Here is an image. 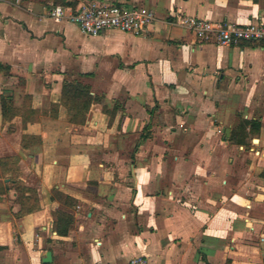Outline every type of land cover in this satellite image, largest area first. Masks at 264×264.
Wrapping results in <instances>:
<instances>
[{"label":"crops","instance_id":"0c3cea01","mask_svg":"<svg viewBox=\"0 0 264 264\" xmlns=\"http://www.w3.org/2000/svg\"><path fill=\"white\" fill-rule=\"evenodd\" d=\"M84 1L0 0V264H264V42L181 23L264 19V0H96L151 8L139 34L49 15ZM74 78L99 98L82 123Z\"/></svg>","mask_w":264,"mask_h":264},{"label":"built area","instance_id":"2783aa9c","mask_svg":"<svg viewBox=\"0 0 264 264\" xmlns=\"http://www.w3.org/2000/svg\"><path fill=\"white\" fill-rule=\"evenodd\" d=\"M49 15L68 18L80 32L92 36L108 29H119L139 34L147 31L155 20L154 11L146 6L110 4L86 0L77 7L56 5ZM181 23L203 42L235 44L241 41L264 42V19L258 18L244 24L229 21H212L195 16H184ZM128 264H147L144 256L132 257Z\"/></svg>","mask_w":264,"mask_h":264},{"label":"trees","instance_id":"16d2710c","mask_svg":"<svg viewBox=\"0 0 264 264\" xmlns=\"http://www.w3.org/2000/svg\"><path fill=\"white\" fill-rule=\"evenodd\" d=\"M4 66L0 65V69ZM6 69H9V66H5ZM99 98L96 96H92L90 94V88L88 85L83 84L81 81L77 79H64L61 86V103L68 110V119L74 123H82L84 122L90 104L98 100ZM9 108L10 106L6 105V102H2V111L3 118H6L5 108ZM246 123H250L251 126L254 124H258L256 121H246ZM241 126V125H240ZM243 127V125H242ZM73 221L72 215L63 212H56V222H55V230L58 234H66L68 228L70 227Z\"/></svg>","mask_w":264,"mask_h":264},{"label":"water","instance_id":"95a60500","mask_svg":"<svg viewBox=\"0 0 264 264\" xmlns=\"http://www.w3.org/2000/svg\"><path fill=\"white\" fill-rule=\"evenodd\" d=\"M51 260H52V253H51V251H46L45 252V255H44L43 259H42V261L44 263H49V262H51Z\"/></svg>","mask_w":264,"mask_h":264}]
</instances>
